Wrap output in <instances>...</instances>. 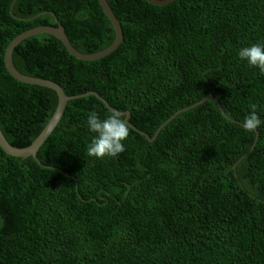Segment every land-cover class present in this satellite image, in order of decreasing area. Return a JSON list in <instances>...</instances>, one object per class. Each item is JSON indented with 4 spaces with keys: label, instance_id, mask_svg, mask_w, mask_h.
Instances as JSON below:
<instances>
[{
    "label": "trees",
    "instance_id": "16d2710c",
    "mask_svg": "<svg viewBox=\"0 0 264 264\" xmlns=\"http://www.w3.org/2000/svg\"><path fill=\"white\" fill-rule=\"evenodd\" d=\"M13 1L0 0V129L24 148L58 96L8 72L10 42L58 20L90 54L116 33L99 0H15V17ZM107 2L123 39L101 59L49 33L14 48L22 74L81 96L36 157L0 147V264H264V123L242 127L252 105L264 121V72L239 57L264 44V0ZM88 92L155 139L130 127L124 152L88 156V116L112 111Z\"/></svg>",
    "mask_w": 264,
    "mask_h": 264
},
{
    "label": "water",
    "instance_id": "95a60500",
    "mask_svg": "<svg viewBox=\"0 0 264 264\" xmlns=\"http://www.w3.org/2000/svg\"><path fill=\"white\" fill-rule=\"evenodd\" d=\"M14 1L12 3L11 8H10V13L12 16H14V14L12 12ZM146 1L151 3V4H154V5L162 6V5L169 4V3L173 2L174 0H146ZM99 2H100L102 9L105 12V14L108 16L109 20L111 21V23L114 27L115 33H116V36H115V39H114V42L112 43V45L109 46L108 48L104 49V50H101V51L96 52V53H90V54H84V53L77 51L73 47V45L71 44L70 40L68 39L67 34L65 32V28L62 26V24L59 23V21L57 19H56L57 20L56 26L42 25V26H38V27H33V28L28 29V30L22 32L21 34H19L8 45L6 52H5V57H4V62H5V65H6L8 72L15 79H17L23 83L35 84V85H40V86H44V87L53 89L57 93L58 104H57V107H56L54 114L52 115V117H51L50 121L48 122V124L46 125V127L39 134V136L27 147L19 148V147H15V146L11 145L7 141V139L5 138V136L3 135V133L0 129V147L7 154L15 156V157H29V156L36 157V154H37L38 150L40 149V147L42 146V144L44 143V141L49 137V135L52 133L54 128L59 123V121L63 115V112L66 108L67 102L71 99H75V98H78L79 96H81V95L68 96L65 93L64 89L62 88V86L55 81L44 79V78H39V77H32V76L22 74L14 66V63H13L12 54H13L14 48L22 40H24V39H26L32 35H35L38 33H49V34L53 35L54 37H56L57 39L61 40V42L63 43V45L67 49V51L69 53H71L72 55H74L75 57L81 59V60L90 61V60H97V59H101V58L105 57L106 55H108L112 51H114L119 46V44L122 42L123 31H122V27H121L119 20L116 18V16L112 12L107 0H99ZM90 94H93L94 96H96L100 100H102L107 107L111 108L112 110H116L115 108L111 107L108 104V102L96 92H88L86 94H83L82 96L90 95ZM209 97L214 98L213 95L210 94V95H207L201 102L205 101ZM116 111H118V110H116ZM119 112L125 114V118L127 119V122L129 123L130 127H133L136 131L145 135L148 138V140H154L155 139L158 132H156L155 135L151 138L149 135L142 132L140 129L136 128L132 123H130V121H129L130 113L128 111H123V112L119 111ZM178 112H176L171 117V119L176 114H178ZM169 121H170V119H169Z\"/></svg>",
    "mask_w": 264,
    "mask_h": 264
},
{
    "label": "clouds",
    "instance_id": "9594fccd",
    "mask_svg": "<svg viewBox=\"0 0 264 264\" xmlns=\"http://www.w3.org/2000/svg\"><path fill=\"white\" fill-rule=\"evenodd\" d=\"M239 57L246 60L251 66L258 67L264 72V44H252L243 47L239 51ZM245 116L242 127L249 132L256 131L264 121L255 111ZM88 128L96 135L93 136L87 148V155L103 159L105 157H116L125 151L124 141L130 135V126L125 114L112 110L108 116L101 119L96 112H92L87 118Z\"/></svg>",
    "mask_w": 264,
    "mask_h": 264
}]
</instances>
